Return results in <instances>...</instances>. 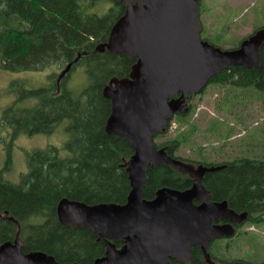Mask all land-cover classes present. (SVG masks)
Returning a JSON list of instances; mask_svg holds the SVG:
<instances>
[{
    "label": "trees",
    "instance_id": "obj_1",
    "mask_svg": "<svg viewBox=\"0 0 264 264\" xmlns=\"http://www.w3.org/2000/svg\"><path fill=\"white\" fill-rule=\"evenodd\" d=\"M124 9V4L113 0H0V69L40 72L51 68L60 73L71 64L60 79L47 75L46 87L22 89L0 117V135L10 130L6 160L0 170V245L12 242L18 234L23 253L44 252L61 264H93L104 255V242L88 228L60 223L57 205L63 198L87 205L123 204L130 192L126 164L133 148L123 138L105 131L111 103L103 89L111 78L127 77L135 60L98 49ZM259 57L258 67H229L209 83L253 85L264 90V41ZM77 69L84 72L86 84L76 93L67 87V81ZM22 100H35L36 104L19 108ZM177 117L187 119L186 115ZM56 127L67 134L63 146L49 145L30 152L26 156L27 172L20 176V182L5 180L4 173L12 166L13 141L22 133L48 135ZM184 135L155 146L178 159L176 152ZM202 162L224 165L202 177L212 201H226L237 214L246 213L247 221L264 222V159ZM190 177L168 165L149 167L143 198L152 199L162 187L184 191L191 187ZM209 253L220 264H264L243 258L223 259L211 247ZM191 257L190 264L204 262L199 246L192 247Z\"/></svg>",
    "mask_w": 264,
    "mask_h": 264
},
{
    "label": "water",
    "instance_id": "obj_2",
    "mask_svg": "<svg viewBox=\"0 0 264 264\" xmlns=\"http://www.w3.org/2000/svg\"><path fill=\"white\" fill-rule=\"evenodd\" d=\"M113 1L126 8L99 49L136 61L127 77H113L103 89L111 103L105 131L133 148L126 164L130 192L123 204L87 205L62 199L58 219L70 227H86L104 242L106 251L93 264H172L170 259L186 264L193 246H199L205 261L214 264L208 253L211 243L232 237V223L244 222L247 214L235 213L226 201H211L202 185V170L208 169L200 166L184 191L162 187L146 200L142 189L149 167L168 165L184 174L189 171L181 160L157 149L153 138L165 132L177 113L187 112L188 95L201 93L211 78L228 67H258L264 28L237 48L222 50L200 39L199 0ZM0 264L61 263L44 252L23 253L16 236L0 245Z\"/></svg>",
    "mask_w": 264,
    "mask_h": 264
},
{
    "label": "rangeland",
    "instance_id": "obj_3",
    "mask_svg": "<svg viewBox=\"0 0 264 264\" xmlns=\"http://www.w3.org/2000/svg\"><path fill=\"white\" fill-rule=\"evenodd\" d=\"M108 3L111 4L110 1ZM200 23L201 37L223 49L237 47L243 37L264 26V0H204ZM49 74L55 79L59 72L51 68L40 72L0 69V116L17 100L22 89L46 87ZM13 82H17L15 88H12ZM85 84V74L81 69L75 70L67 81V87L76 93ZM35 104V100H22L18 107ZM190 106L187 119L181 121L173 117L164 138H157V143L178 138L184 133L186 137L176 156L208 162L232 161L242 157L264 159V90L253 85L233 87L209 83L200 95L193 97ZM60 126L63 128V125ZM9 131L6 129L0 135V170L6 160ZM66 140L67 134L60 127L48 135L22 133L13 141L10 152L12 166L9 172L4 173V179L18 184L20 176L27 172L26 156L30 152L49 145L62 147ZM211 251L224 259L264 261V222L246 221L235 236L215 241Z\"/></svg>",
    "mask_w": 264,
    "mask_h": 264
},
{
    "label": "flooded vegetation",
    "instance_id": "obj_4",
    "mask_svg": "<svg viewBox=\"0 0 264 264\" xmlns=\"http://www.w3.org/2000/svg\"><path fill=\"white\" fill-rule=\"evenodd\" d=\"M204 0H199V6H198V13H199V18L201 17V3H203ZM201 34H202V30H201ZM178 97V94L176 96H174V98ZM191 99H193V96L190 97V101ZM189 101V102H190ZM186 103L184 104V106L187 108L188 112H189V109H190V103ZM162 139L164 138V134L163 135H156L154 140L156 141V139ZM168 139H165L164 141H167ZM161 141V140H160ZM163 148V147H161ZM160 149V148H159ZM179 159H181L182 161H184L185 164L188 165V169L189 171L186 172V174L190 177V179L192 180V175L194 173H196V171H198L199 167L202 166V167H205L207 169H211V170H202L203 171V176L206 175L207 173H212V172H215L217 171L220 167H223L224 165H221V164H216V165H212V166H208V165H204V163L202 162V160H191L193 158H184V157H181V156H178ZM195 168V169H194ZM195 204H199V202L195 201L194 202ZM248 218V217H247ZM247 218L244 222L240 223V224H235V223H232L233 227L235 228V235L237 234L238 230L242 227V225L247 221ZM224 222H227V221H224ZM223 222H219L218 224H221ZM234 235V236H235ZM212 259V257H211ZM224 259V258H223ZM213 260V263L214 264H218L217 262H219V260H215V259H212ZM170 263L172 264H182V263H179L178 261L174 260V259H170L169 260ZM191 262V261H190ZM189 263H186V264H190ZM220 263V262H219ZM202 264H208L206 263L205 261L202 263Z\"/></svg>",
    "mask_w": 264,
    "mask_h": 264
},
{
    "label": "bare ground",
    "instance_id": "obj_5",
    "mask_svg": "<svg viewBox=\"0 0 264 264\" xmlns=\"http://www.w3.org/2000/svg\"><path fill=\"white\" fill-rule=\"evenodd\" d=\"M63 199H66V198H63ZM61 200H62V199H61ZM61 200H60V201H61ZM67 200H68V199H67ZM60 201H59V202H60ZM69 201H71V200H69ZM57 217H58V216H57Z\"/></svg>",
    "mask_w": 264,
    "mask_h": 264
}]
</instances>
